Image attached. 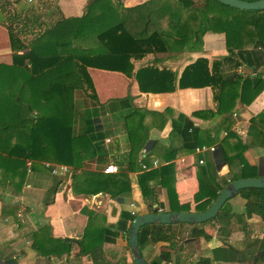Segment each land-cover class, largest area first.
<instances>
[{
	"label": "trees",
	"instance_id": "1",
	"mask_svg": "<svg viewBox=\"0 0 264 264\" xmlns=\"http://www.w3.org/2000/svg\"><path fill=\"white\" fill-rule=\"evenodd\" d=\"M18 1L37 4L40 0L32 3ZM175 1L179 7L174 9L171 3L161 0H148L131 8L114 4L111 0H89L86 12L80 17H52L47 22L34 19L40 30L32 33H28L31 19H20L19 22L10 15L5 18L2 23L8 31L12 63L0 62V200L3 202V217L13 210L7 207L2 190L9 188L12 196L21 194L30 174H51L47 163L69 166L66 175L71 180L70 188L74 194L91 196L102 193L116 200L131 190L128 173L140 171L136 181L145 202L156 201L157 188L165 187L169 211L176 210L177 196L171 184L174 158L180 150L193 153L196 146L210 145L217 137H209V130L195 126L181 112L175 115L171 108L155 111L136 107L129 94L112 99L109 108H104L106 104L98 99L88 67L134 77L141 92H171L177 87L210 86L217 104L212 115L222 116L221 125L228 129L237 100L247 104L264 89V9L241 10L227 6L230 11L223 19L207 20L202 24L194 34L199 43L206 30L225 31L228 54L215 59L211 67L206 58L199 57L184 67L178 79L177 72L159 67L154 62L134 69L132 59L148 53L171 51L163 48L168 39L188 41L190 35L182 31L188 27L185 19L193 16L192 13L205 14L208 11L205 6L195 7L192 0ZM205 1L216 3L215 0ZM46 4L53 6L55 0L50 3L46 0ZM31 7H25V12H30ZM178 10L185 11L187 18H181ZM46 15L54 16L52 11ZM164 20L171 28H182V33L164 32L161 29ZM145 44L150 46L149 50L143 47ZM226 64L232 69L244 66L251 71L246 75L226 73L223 70ZM77 92L85 98L76 97ZM100 108H104L103 111ZM115 109L125 111L120 117L126 131L125 156H119V144L117 152L115 144L102 145L112 132L110 127L102 129L100 116ZM202 113L195 111L192 115ZM167 121L171 123L170 144L165 145L158 138L150 139L151 128L162 129ZM251 123H259V133L264 132V111L252 117ZM114 141L117 143L118 139ZM176 141L177 147L174 146ZM141 148H145V153L139 160ZM245 148L247 145L229 130L214 150L207 153L204 163H198L200 182L213 199L227 182L253 176L243 158ZM157 156H161L162 164L151 167ZM111 162L117 165L118 171L104 173V167ZM140 162L151 168L142 169ZM223 165L229 169L237 166L239 170L218 184L215 177ZM237 195L245 200L243 212H233L226 201L214 218L202 223H174L180 228H170L174 224L142 226L139 246L143 255L147 246L164 241L168 243V250L150 259L145 258L150 264H179L181 244L200 237L210 239L212 236L204 228L205 224L222 216L224 222H229L228 233L231 230L244 232L241 245L224 240L208 255L199 256L188 264H264V188H244ZM17 208L14 206L13 218L19 223ZM156 211L157 207L150 209V212ZM250 227L259 230V234L251 236ZM113 228L100 225L96 213L91 212L81 238L53 237L50 225L44 224L27 239L28 246L44 258L42 264H49L51 256L60 258L65 255L68 258L75 247L78 250L74 256L86 255L90 264H133L124 257L113 262L105 256L104 238L114 233ZM8 250L6 246L0 249V264H18L17 257L12 254L3 257Z\"/></svg>",
	"mask_w": 264,
	"mask_h": 264
},
{
	"label": "crops",
	"instance_id": "2",
	"mask_svg": "<svg viewBox=\"0 0 264 264\" xmlns=\"http://www.w3.org/2000/svg\"><path fill=\"white\" fill-rule=\"evenodd\" d=\"M52 1L47 0V3ZM111 1L125 8H131L148 0ZM192 1L195 7L201 8L205 6L208 11H205V14L203 12L201 14L192 13L193 16L191 15L188 19H185L186 12L178 10L181 18L188 20V27L182 31L190 35L189 40L181 42L179 40L168 39L163 44V48L170 49L171 51L163 50L157 53H148L141 58L132 59L134 69L154 62L159 67H168L177 72L178 79L184 67L197 58H206L209 67H211L215 59L228 54L225 31L223 29L206 30L201 38V43L194 37V34L198 33V30L202 28V24L207 20L212 22V19H223L227 16L230 11L229 7H227L228 5L219 4L220 2L217 3L218 1L216 0V3L212 1L206 2L205 0ZM88 2L89 0H55V5L51 6L52 4H46V0H40L37 4H26L18 0H0V62L4 64L12 63V50L8 31L2 23L8 15L13 16L16 21L19 19V22L21 21L20 19L29 21L31 19L33 22L34 19L38 18V22H47L51 21L52 17H80L86 12ZM161 2L171 3L174 9L179 7L175 0H161ZM28 6H32L31 11L26 13L24 8ZM48 11H52L54 16L46 15ZM164 18L166 19L167 16ZM32 22L29 23L30 29L28 33L40 30L38 24ZM161 29L164 32L182 33V28H171L167 20L163 21ZM24 36L26 37V35ZM143 47L147 50L150 48L147 44L143 45ZM223 70L226 73L237 72L242 75H246L251 71L244 66L232 69L227 64ZM88 72L92 78L100 102L103 103L109 99L121 98L129 94L133 97L132 104L136 107L155 111L171 108L175 115L181 112L187 115L195 126L203 130H209V137H217L214 143L210 145L204 143L201 145L215 146L227 134V131H233L238 135L242 143L247 145V148L243 151V158L250 167L249 172L253 176H264V132L259 133V129H261L259 123L256 125L251 123L252 117L264 111V89L247 104H242L240 100H237L230 116L231 123L228 129H226L225 126L221 125L223 117L212 115L216 111L217 104L214 100V90L210 86L177 87L171 92H141L136 79L134 77H127L121 72L94 67H88ZM195 111H202L203 113L199 116H193L192 113ZM110 129L112 134L103 140L102 145L107 147L111 146L110 144H115L114 150L117 152L116 148L119 144V156L121 154L125 156L127 153V143L123 123L119 122L117 127L112 125ZM262 129L264 130V128ZM170 130L171 123L167 121L162 129L151 128L149 138H158L163 144L169 145ZM115 138L118 139L117 143L114 141ZM174 144V146H178L177 141ZM143 150L145 148H141L139 152V160L145 153H143ZM208 152L198 154L180 150L174 158V179L171 184L177 196L175 211L200 212L207 209L213 202L214 199L205 191L198 175L201 167L198 165L197 160L202 158L204 163ZM156 159L159 160L158 165L162 164L160 161L161 156L154 157L153 161ZM153 161L151 167H157L158 165L153 166ZM151 167L148 166L147 169ZM236 167L233 166L229 169L227 165H223L217 171L215 182L220 184L222 180L229 179L233 173L238 172L239 168ZM139 172L128 173L131 190L130 192L121 194L120 200L102 193L91 196L74 194L70 188L71 180L66 175L69 173L60 176L32 173L29 175L21 194L15 196L10 194L9 188L3 189L2 195L5 198L4 201L7 207L13 210L12 213H8L7 217H3L1 215L3 202L0 200V249L4 246L6 248L9 247V250L5 254H2L3 257H6V254L7 256L12 254L17 257L18 264H42L44 258H41L28 246L29 242L27 239L31 238L33 232L39 226L49 224L53 237L81 238L83 230L87 225L89 213L93 212L98 216L100 225L114 227V233L106 235L104 238L103 248L105 256L113 262L123 260V257L128 262L132 261L127 246V232L131 223V217L150 212L151 208L156 207L158 211H169L170 204L165 187L157 188L156 201H152L151 203L145 202L136 181V176ZM48 178L51 181L55 179L54 183L50 184L49 182L50 185L43 187V182ZM48 187H50V190H48ZM228 202L233 212L244 211L245 200L239 195L229 199ZM14 206H18L17 215L20 217L19 223L13 218V214L16 212ZM228 223L224 222V218L220 216L215 221H211L204 226L211 233L212 237L210 239L206 240L200 237L181 244L182 250L179 253V264H188L198 256L208 255L213 247L221 245L224 240L232 244L237 242L238 246H240L239 240H244V232L241 230H231L228 233ZM177 227L180 228L179 225L174 224L170 228ZM213 229L214 231H212ZM250 234L251 236H257L259 230L256 231L252 227ZM167 245L168 243L164 241L149 245L144 249V256L150 259L153 255H158L161 251L168 250ZM77 250V247H75L71 254L68 255V258L65 255L60 258L51 256L48 258V263L90 264L88 256H74ZM172 257H175V252L172 254ZM171 264H174V262Z\"/></svg>",
	"mask_w": 264,
	"mask_h": 264
},
{
	"label": "water",
	"instance_id": "3",
	"mask_svg": "<svg viewBox=\"0 0 264 264\" xmlns=\"http://www.w3.org/2000/svg\"><path fill=\"white\" fill-rule=\"evenodd\" d=\"M241 10L264 9V0H216ZM264 188V176L242 177L227 182L219 191L210 206L200 212L156 211L135 216L127 232V246L133 264H150L139 246L140 228L146 224L202 223L214 218L226 201L238 194L241 189Z\"/></svg>",
	"mask_w": 264,
	"mask_h": 264
},
{
	"label": "built area",
	"instance_id": "4",
	"mask_svg": "<svg viewBox=\"0 0 264 264\" xmlns=\"http://www.w3.org/2000/svg\"><path fill=\"white\" fill-rule=\"evenodd\" d=\"M24 1L27 2V3H32V2H34L36 0H24ZM212 150H214V146L199 145V146L195 147L194 152L198 153V154H202V153H205V152H208V151H212ZM144 152H145V150H143V153ZM197 161H198V163H203V159L202 158H199ZM158 162H159L158 159L154 160L153 161V166H157ZM139 164H140V166L143 169H147L148 168L143 162H140ZM46 165L51 168V174L55 175V176L64 175L65 173L70 171L69 170V166L65 165V164H49V163H47ZM117 171H118V167H117V165H115L113 163L107 164L104 167V169H103L104 173H116Z\"/></svg>",
	"mask_w": 264,
	"mask_h": 264
},
{
	"label": "rangeland",
	"instance_id": "5",
	"mask_svg": "<svg viewBox=\"0 0 264 264\" xmlns=\"http://www.w3.org/2000/svg\"><path fill=\"white\" fill-rule=\"evenodd\" d=\"M76 97H80V99H81V97L82 98H85L83 95H82V93H78L77 92V94H76ZM113 99H115V98H113ZM112 99H109V100H107V101H105V102H103V104H106L105 105V107L104 108H109L108 106H109V101H111ZM89 104V103H88ZM85 106H87V105H85ZM104 108H100V111H101V109H102V111H103V109ZM106 113L105 114H102L101 116H100V120H101V124L100 125H102V129H105L106 127L108 128V127H111L112 125L113 126H116L117 127V124H119V122L120 123H122V120L120 119V117H121V115H123V113L125 112V111H122V110H117V109H115L114 110V112H112V111H105ZM116 115L119 117H116ZM110 130V129H109ZM49 182H50V184H52V183H54V179H52V181L48 178L47 180L45 179V182H43V187H46L47 185H50L49 184ZM40 183H42V182H40ZM49 189L48 190H50V187H48ZM50 193H51V191H49ZM212 231H214V229L212 230ZM236 241V240H235ZM240 241V245H241V241L242 240H239ZM235 245H238L237 244V242H235ZM199 257V256H198ZM197 257V258H198ZM194 261V260H193ZM191 262V261H190Z\"/></svg>",
	"mask_w": 264,
	"mask_h": 264
}]
</instances>
